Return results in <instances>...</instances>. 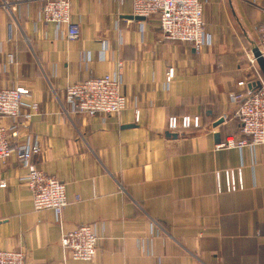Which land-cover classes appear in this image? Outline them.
<instances>
[{
	"label": "crops",
	"instance_id": "obj_1",
	"mask_svg": "<svg viewBox=\"0 0 264 264\" xmlns=\"http://www.w3.org/2000/svg\"><path fill=\"white\" fill-rule=\"evenodd\" d=\"M71 2L78 39L43 19L42 0H0V87H26L25 102L37 104L29 120L0 123L17 126L13 144L42 147L32 161L66 183L68 200L61 224L53 209L35 210L27 167L10 156L0 168V250L61 262L62 233L94 224L93 260L67 264H264V147H218L243 137L231 94L264 79L253 52L264 0H202L212 42L199 50L165 39L157 15H134V0ZM117 72L122 111L71 110L67 85ZM186 114L201 127L168 136V118ZM231 169L242 173L236 190Z\"/></svg>",
	"mask_w": 264,
	"mask_h": 264
},
{
	"label": "built area",
	"instance_id": "obj_2",
	"mask_svg": "<svg viewBox=\"0 0 264 264\" xmlns=\"http://www.w3.org/2000/svg\"><path fill=\"white\" fill-rule=\"evenodd\" d=\"M42 17L47 22L65 26L69 39L80 37V28L72 18L71 0H42ZM134 15L142 17L158 16L159 26L163 36L168 39L190 43L196 49L212 42V36L205 31L202 0H134ZM260 55L264 57V24L260 26ZM175 74L170 67L167 81ZM260 84L247 89L243 95L231 94L234 101L240 103L237 112L241 123L242 139L228 138L218 144L223 146H245L260 144L264 147V79ZM240 84H244L241 81ZM120 72L91 77L72 85H67L66 99L73 112L89 116L97 114L110 115L122 111L126 107V96L121 90ZM30 90L23 86L0 87V118L9 117L29 120L37 104L25 102ZM23 107L31 111L23 112ZM202 125L200 115H172L168 118L167 129L182 133ZM18 135L16 125L6 126L0 123V168L10 156L15 155L24 166L27 173L22 177L32 193L35 210L53 209L61 224V215L68 204L66 183L54 175H49L38 168L32 161L41 148L39 144L30 141L12 143V137ZM227 189L236 190L242 187L241 170H225ZM6 186V180L0 178V187ZM99 236L94 224H82L76 229L62 233V246L65 256L61 262L49 264H67L68 259L93 260L98 248ZM26 252L23 250H0V264H29Z\"/></svg>",
	"mask_w": 264,
	"mask_h": 264
},
{
	"label": "water",
	"instance_id": "obj_3",
	"mask_svg": "<svg viewBox=\"0 0 264 264\" xmlns=\"http://www.w3.org/2000/svg\"><path fill=\"white\" fill-rule=\"evenodd\" d=\"M138 17H142V16H138ZM253 52H254V56L256 58H258L257 59L258 60V63L260 64V67H261V69H262V71L264 73V57L262 55H260V51H259L257 45L254 47ZM259 84H260V82H259ZM222 120H223V118H221L218 123L222 122ZM166 134L168 136H178V133L171 132L169 130L166 132ZM216 137H217V140H219L218 139L219 138V133H216Z\"/></svg>",
	"mask_w": 264,
	"mask_h": 264
}]
</instances>
